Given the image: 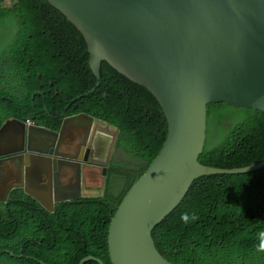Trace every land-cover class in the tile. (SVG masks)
Wrapping results in <instances>:
<instances>
[{"label":"trees","instance_id":"16d2710c","mask_svg":"<svg viewBox=\"0 0 264 264\" xmlns=\"http://www.w3.org/2000/svg\"><path fill=\"white\" fill-rule=\"evenodd\" d=\"M90 59L83 34L46 0H0V127L9 118L39 112L37 126L60 130L62 121L51 118L55 110L61 114L73 98L96 85ZM36 91L44 95L33 98ZM69 110L117 128L115 149L122 151L124 162H111L103 196L57 203L54 212L14 189L7 205L0 202V260L79 264L94 256L112 264L113 216L162 151L168 122L146 87L108 63L101 66L96 91ZM213 135H221L223 142L216 150L205 149L199 160L203 166L232 170L264 163V112L211 104L208 140ZM260 195L264 171L199 178L153 230L155 244L174 264H264V252L258 251L264 218L249 211ZM185 213L187 222L181 219Z\"/></svg>","mask_w":264,"mask_h":264},{"label":"water","instance_id":"95a60500","mask_svg":"<svg viewBox=\"0 0 264 264\" xmlns=\"http://www.w3.org/2000/svg\"><path fill=\"white\" fill-rule=\"evenodd\" d=\"M46 1L61 10L85 37L90 67L97 78L89 92L71 103L96 91L101 66L108 63L146 87L164 112L167 141L113 216L109 252L112 264H174L160 253L152 233L181 203L194 181L264 170V163L223 170L199 162L208 138L209 105L226 103L264 112V0ZM27 121L7 119L0 127V136L9 131L20 144L27 134L29 143L45 146L44 138H50L48 130ZM93 123L84 115L67 119L60 135L67 125L88 129ZM36 135L42 136L41 142ZM36 149L31 151L44 152ZM21 152L23 143L12 154ZM78 171L80 178L81 167ZM27 186L33 187L30 181ZM23 188L9 187L0 202L7 200L12 189ZM33 190L44 198L42 204L51 212L54 201L74 200H57L55 185L48 192L37 187ZM25 191L29 193L28 188ZM88 261L105 264L94 256L79 264Z\"/></svg>","mask_w":264,"mask_h":264},{"label":"flooded vegetation","instance_id":"af4514ba","mask_svg":"<svg viewBox=\"0 0 264 264\" xmlns=\"http://www.w3.org/2000/svg\"><path fill=\"white\" fill-rule=\"evenodd\" d=\"M36 92L33 95V98H35V96L39 94L40 91ZM57 112L58 111L55 110L56 114L51 115L52 120L62 121L61 114H57ZM38 113L34 114V119L33 115L30 118L23 117L22 119L18 120H28L26 123H36L35 119L38 117ZM42 128L47 129V133L50 136V138H44V140L46 141L45 146L38 147V145H33L29 143L28 136L26 134L22 142L23 152H21L20 154H12L17 150H20L22 145V143L19 144V141L15 140V138L11 142L16 143V145H9L12 146V148H5L4 150L0 149V200L4 198V194L9 187H24L25 184L30 181L31 171H40L45 173L48 177L50 188L52 186L54 188V185L57 188V196L59 195V193H63L66 195L67 199L73 198L75 200L78 198L80 191L78 194H76L78 188L77 185L73 184L72 182L75 173L59 170L58 168H60L62 163L77 158L76 148L69 147L68 145L76 144L79 141V136L77 135L76 131H70L68 133L65 132L63 137H61L60 132H58L60 130H54L52 128L47 127ZM7 137H12L11 132L8 131L6 134L1 135V142H5ZM89 138H91L92 146L91 159H93V156H100L108 165L109 162L112 161L115 156L114 140L107 142L104 140V138H101L97 135L90 136ZM63 144H65V146ZM33 146L34 148H32ZM59 146H61V148L55 149ZM36 148L41 149V151H46L43 157H39L31 151ZM18 157H21V161L17 160ZM41 158L43 159L42 161L34 162V160ZM104 173L105 170H103V174ZM57 180L59 181V183ZM56 181L57 183L55 184ZM80 187L82 189V186ZM44 191L48 192L49 190ZM12 192H15V190L12 189L10 191V195ZM10 195H8L7 200L5 201V203H3L4 205H7L9 203ZM56 204L57 203L54 202L53 207H55Z\"/></svg>","mask_w":264,"mask_h":264},{"label":"rangeland","instance_id":"374dc122","mask_svg":"<svg viewBox=\"0 0 264 264\" xmlns=\"http://www.w3.org/2000/svg\"><path fill=\"white\" fill-rule=\"evenodd\" d=\"M93 122L98 123L96 120H93ZM70 131H76L77 135L79 136V141H78L77 146H76V156L82 160V168L83 169H81V176L79 178L78 168L80 169V167H78V166L80 164L76 165V161H77L76 159H71L70 161L62 163V165L58 169L64 170L66 172H74L75 173V176L72 179V182H73V184L77 185L78 190H77L76 194H78L80 191V194H79L80 198L98 196L99 194H103V192H104L103 185H104V181H105V179H104L105 173L103 174L104 167H101V166L104 165V161L103 160H91L90 159V153H91L92 146H91V142L87 140V134H86L85 128L80 127V126L68 127L66 130V133H68ZM8 138L9 137L6 138V141H8ZM36 138H37V140H39V142L42 141L41 135H36ZM221 138H222L221 135H213V137L209 138L208 142L206 143L205 149L208 151L216 150L219 147L218 143L222 144V142H223V140H221ZM9 145H10L9 143L5 144V146L7 148H11V146H9ZM63 145L65 146V144H63ZM32 148H34V146ZM59 148H61V146L56 147L55 149H59ZM33 150H38V149H33ZM45 152L46 151H44L42 154H35V155H37L39 157H43ZM87 155H88V157H87ZM117 155H118V157L120 155L124 157L121 150L116 151L115 156H117ZM42 160H43L42 158L36 159V160H34V162H38V161H42ZM123 160H124V158H123ZM87 163L91 164L92 166H87V167L85 166L84 167V165H86ZM30 183H32L33 187H37V188H40L43 190H49V188H50L47 175L43 172H40V171H31L30 172ZM80 186H82V189ZM28 194H31L33 197H35L41 203H44V201H45L44 198L42 196H39L38 194H35V193H33V194L28 193ZM55 198H56V193L53 192L52 201H54ZM63 198L67 199L65 194H64V196L63 195L57 196V200H63ZM53 203H51L50 205H52Z\"/></svg>","mask_w":264,"mask_h":264},{"label":"clouds","instance_id":"9594fccd","mask_svg":"<svg viewBox=\"0 0 264 264\" xmlns=\"http://www.w3.org/2000/svg\"><path fill=\"white\" fill-rule=\"evenodd\" d=\"M85 94H86V93L81 94V95H85ZM39 95H44V93H43V94H39ZM81 95H79V96H81ZM77 97H78V96H77ZM77 97H75V98H77ZM84 97H86V96H84ZM73 99H74V98H73ZM73 99H72V100H73ZM81 99H82V98H81ZM81 99H79V100H81ZM72 100H71V101H72ZM71 101L67 104V106L65 107V109L61 112V114L64 113V116H61V118H62V126H63V123H64L65 120L70 119V118H73V117H79V116H81V115H84V116H86V117L92 118L93 120H96L98 123H93L92 126H91L90 128L86 129L87 140L91 142V138H89V137H90V136L97 135V136H99V137H101V138H104V140L107 141V142H108V141H111V140H114V144H115V148H116V143H117V141H118L120 131H119L117 128L113 127L111 124H108V123H105V122H103V121L97 120V119H95L94 117L89 116V115H87V114H83V113H81V114H69V113H70L69 108L71 107L72 104L75 103V102H74V103H71ZM77 101H78V100H77ZM77 101H76V102H77ZM68 106H69V107H68ZM67 107H68V108H67ZM47 108H48V107H47ZM47 111L50 112V111H49V108H48ZM33 115H34V114H33ZM9 119H15V118H9ZM17 120H18V119H17ZM32 124L37 125L36 123L28 122V125H32ZM62 126H61V129H62ZM108 126H110V127H108ZM68 127H74V126L67 125L66 128H65L64 133L66 132V130H67ZM61 129H60V131H58V132H61ZM64 133H63V135H64ZM63 135H62V137H63ZM24 136H25V134H24ZM24 136H23V138H24ZM12 140H14V137H9V138H8V141H5V143L3 142V144H7V143H9L10 145H11V144H12V145H14V144L16 145V143L11 142ZM207 140H208V138H207ZM1 141H2V140H1ZM1 141H0V142H1ZM77 143H78V142H77ZM77 143H76V144H71V145H68V146H69V147H72V148H76ZM11 148H12V146H11ZM116 151H117V150L115 149V153H116ZM91 153H92V149H91ZM91 153H90V159H91ZM87 157H88V155H87ZM117 157H118V155H117V156H114V158H113V160H115L116 163H123V162H124V160H123V156L120 155L118 158H117ZM75 159L77 160L76 163H77V164H80L79 166L81 167V169H83V168H82V160H81L79 157H77V158H75ZM91 160H103V158H101L100 156H96V157L93 156V159H91ZM113 160H112V161H113ZM103 161H104V160H103ZM112 161H110L108 165L104 162V165L101 166V167H104L103 170H105V177H104L105 181H104L103 189H105V187H106V179H107V174H108V170H109V165L111 164ZM77 164H76V165H77ZM85 166L87 167V166H92V165L89 164V163H87L86 165H84V167H85ZM105 166H106V167H105ZM262 171H264V170H262ZM262 171H259V172H262ZM259 172H255V173L247 174V175H239V176H252V175H255V174L259 173ZM225 176H227V175H225ZM26 188H28L29 193H36V192L33 190V187H28V186H27V183L25 184V186H24L23 189H19V190H22L23 193H24L26 196L31 197V198L34 199V200H37L36 198L32 197L31 195L26 194V192L24 191V190H26ZM103 195H104V192H103V194H99L98 197H101V196H103ZM83 198H85V197H83ZM256 199H257V201H258V205H257L256 207L250 209L249 211H251L252 213L257 214V215H259V216H261V217L264 218V197H256ZM75 200H76V199H75ZM38 201H39V200H38ZM4 203H5V202H4ZM181 219L184 220L185 222H187V220H188V214H187V213L182 214ZM259 238H260V243H259L258 251L264 252V232L259 233ZM11 253L14 254V252H9V255L12 256V257H14L15 254H14V255H11ZM21 256H22V255H19L18 257L21 258Z\"/></svg>","mask_w":264,"mask_h":264},{"label":"crops","instance_id":"0c3cea01","mask_svg":"<svg viewBox=\"0 0 264 264\" xmlns=\"http://www.w3.org/2000/svg\"><path fill=\"white\" fill-rule=\"evenodd\" d=\"M17 138H19V140H20V134H17ZM256 197H264V195H260V196H256ZM5 252L8 253V251H6V250H5ZM0 264H15V263L12 261H9L7 259H2V260H0Z\"/></svg>","mask_w":264,"mask_h":264}]
</instances>
